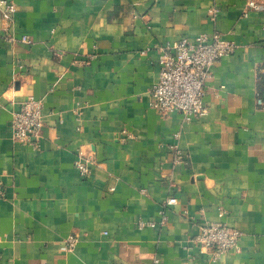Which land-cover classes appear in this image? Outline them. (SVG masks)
I'll list each match as a JSON object with an SVG mask.
<instances>
[{
	"label": "crops",
	"instance_id": "crops-1",
	"mask_svg": "<svg viewBox=\"0 0 264 264\" xmlns=\"http://www.w3.org/2000/svg\"><path fill=\"white\" fill-rule=\"evenodd\" d=\"M4 1L16 11L0 8V264H264V12L245 15L247 0ZM215 34L236 51L211 68L208 114L156 112L161 49ZM29 96L44 104L38 147L12 138ZM171 197L165 226H140ZM206 223L241 231L238 248L214 262L195 241Z\"/></svg>",
	"mask_w": 264,
	"mask_h": 264
},
{
	"label": "built area",
	"instance_id": "built-area-1",
	"mask_svg": "<svg viewBox=\"0 0 264 264\" xmlns=\"http://www.w3.org/2000/svg\"><path fill=\"white\" fill-rule=\"evenodd\" d=\"M0 8L8 17L16 11L14 4L4 0L0 1ZM251 11L264 12V0H247L245 15ZM210 13L214 19L217 10L213 9ZM21 40L25 44L33 45V40L28 36H23ZM235 51V44L220 34L200 35L194 41L182 39L163 47L158 65V80L151 90V107L162 115L181 113L186 121L206 116L208 107L205 104V94L207 82L211 78V68L221 58L232 55ZM258 85L256 105L264 110V68L259 69ZM43 109V101L33 96H29L23 102L21 110L12 120V138L16 143L34 144L38 147L44 127ZM178 137L179 134H175V138ZM171 148L174 151V164H182L184 156L178 145ZM91 164L81 155L76 161V169L85 177L91 172ZM1 194L0 190V196ZM177 203L176 197L169 198L164 203L159 220L140 223V226H165L168 209ZM241 238L242 233L237 229L223 224L206 223L200 227L195 241L203 252H208L212 260L217 262L229 252L236 250ZM76 242V238L71 236L67 240L68 247L75 248Z\"/></svg>",
	"mask_w": 264,
	"mask_h": 264
}]
</instances>
